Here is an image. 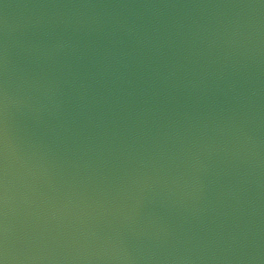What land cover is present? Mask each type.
<instances>
[{
	"label": "water",
	"instance_id": "obj_1",
	"mask_svg": "<svg viewBox=\"0 0 264 264\" xmlns=\"http://www.w3.org/2000/svg\"><path fill=\"white\" fill-rule=\"evenodd\" d=\"M248 4L259 0H0V43L6 31L21 101L10 116L14 149L10 167L13 174L21 171L23 159L30 168L29 180L35 186L32 211L39 213L44 237L37 246H47L52 255L71 256L85 247H98L91 235L95 232L119 237L132 249L154 248L157 255L176 249L172 254L205 257L193 264H249L250 254L264 257V7H244ZM235 20L251 21L259 29L256 39L261 46L255 60L244 61L234 73L227 67L224 49L213 47L200 63L205 57L211 60L217 75L206 78L202 90H174L170 99L164 94L128 97L127 84H97L89 96L96 94L100 102L81 111L78 82L65 83L70 77L67 71L62 75L60 67L70 65L83 73L91 67V52L84 51L83 61L69 54L48 63L37 62L29 51V44L43 39L45 30L82 44H107L106 31L120 21L140 36L170 39L173 47L166 43L162 47L166 59L177 48L184 54L189 48H203L198 37L208 36L205 29L223 32ZM116 35L129 44L123 31ZM30 76L41 83L57 81L48 95L61 106L54 108L41 94L43 89L29 88L24 79ZM230 80L235 81V92L227 88ZM117 87L126 90L120 95L130 103H117ZM100 93L108 96L107 102ZM141 108L153 110L141 113ZM232 121L259 139L254 158L259 163L250 167L246 155L225 151L233 144ZM201 132V143L217 147L201 153L205 168L197 171L187 157L172 160L165 155L169 151L176 155L180 136L192 139ZM157 147L162 160L155 155ZM149 156L163 165L157 164L155 173L152 163H139L141 159L147 163ZM138 172L160 175L161 181L165 175L175 176L179 186L161 182L142 191L134 186L121 191ZM197 180L203 187L197 188ZM232 187L235 196L227 194ZM21 190L14 177L8 215L14 233L28 219L27 206L20 203ZM149 235L157 239L149 240ZM230 236L238 238L233 242ZM184 248L194 250L182 253ZM251 264H264V259Z\"/></svg>",
	"mask_w": 264,
	"mask_h": 264
},
{
	"label": "clouds",
	"instance_id": "obj_2",
	"mask_svg": "<svg viewBox=\"0 0 264 264\" xmlns=\"http://www.w3.org/2000/svg\"><path fill=\"white\" fill-rule=\"evenodd\" d=\"M244 7H264V0H259V4H248ZM75 23L82 24L80 21ZM230 25L231 27L223 32H213L211 29H205L204 31L208 33V36L198 37L203 48L197 47L195 50L189 48L187 54L177 48L176 53L166 59L162 57V47L166 43L168 48H172L173 42L170 39L165 38L164 41H161L147 34L140 36L133 27L120 21H117L111 29L106 31L107 44L99 46L91 42L82 44L81 41L75 40L71 36L64 34L52 35L45 30L43 39L29 44V51L35 53L37 62L45 61L48 63H54L58 57L69 54L75 55L77 61H83L85 59L84 51L91 52V67L83 73L79 70L73 71L70 65L60 67L61 74L63 75L67 71V75L70 77L69 80L64 81L65 83L73 85L78 82V84H75L79 92L77 97L80 101L78 108L83 111L90 104L100 102L96 94L89 96V93L97 84L101 87L105 84L116 86L117 82L127 84L129 85L127 89L128 97L134 95L157 97L164 94L166 98L170 99L174 90L187 92L202 90L201 86L205 84L206 78L217 75L211 70V60L205 57V62L200 63V58L205 54L210 55L209 50L213 47L223 48V56L227 67L234 73L238 72L244 61L255 60L258 54V49L261 46V42L256 39L259 29L251 21L235 20L230 21ZM75 30L80 31L81 28ZM117 31H123L124 35L128 37L129 44H126L122 37L116 35ZM180 73H183V75L181 76ZM130 74L133 78H130ZM15 75L16 69L10 64L9 60V43L5 31V38L0 43V264H59L63 260L83 261L85 264H141V262L143 264H193V261L205 259L201 255L172 254L177 251L176 249H173L168 255H157L156 249L148 247H145L144 250L132 249L127 247L125 241L119 237L98 235L95 232L91 235L96 237L98 247H85L71 256L52 255L47 246H37L38 241L44 237L42 231H40L42 226L38 223L39 213L32 211L33 201L31 196L35 193V186L29 180L30 168L23 159H21V171L13 174L10 167V153L14 151L10 116L21 102L17 97L16 89L19 86L16 84ZM212 82L215 83L216 81L213 80ZM24 83L29 88L43 89L41 94L52 103L54 108L61 106V101L52 100L48 95L52 85L58 83L57 81L41 83L39 78L30 76L24 79ZM227 88L229 91L235 92V81H227ZM106 91L109 96L113 95L111 88H107ZM125 91L122 87L116 88L115 99L117 103L121 100L125 104L130 103L129 100H124L123 96L120 95ZM99 95L100 99L105 102L108 101V96L103 93ZM152 110L151 108H141L140 112ZM37 111H39V108ZM205 127L207 126L205 125ZM231 127L233 144L225 151H229L232 155L238 157H241L242 154L246 155L250 167L259 163L257 159H254L258 157L259 139L252 135L250 131H244L235 121L231 122ZM216 130L213 129V131ZM219 130L223 131L222 128ZM164 135L167 136L168 133L165 132ZM176 135L180 136L179 133H176ZM203 136V132L199 134V137L194 136L192 139L180 136V144L176 155H173L171 151L165 153V155L172 160L187 157L186 162L197 171L205 168L206 165L201 159V153L216 151L217 147L213 145L210 148L208 141L201 143L200 138ZM155 155L160 157L161 160L163 159L158 147ZM139 163L144 166L152 163L154 173L157 171V164L163 167L159 161H152L151 156L147 158V163L145 159H141ZM14 177L19 180L21 189H23L20 191V203L27 206L26 215L28 217L23 226L15 233L10 228L8 220ZM161 182L165 186L169 183L179 186L175 176L169 179L165 175L161 181L160 175L153 176L138 172L130 176L128 188H121V191L129 192L133 186L142 191L144 187H151L152 184ZM196 186L197 188L203 187L198 180ZM235 191L234 187L229 188L227 194L235 196ZM137 203H139L138 199ZM50 215L55 216V212L50 213ZM237 238V236H230V240L233 242ZM148 239L157 238L149 235ZM85 243L91 244L87 239H85ZM196 247H200V245L197 244ZM193 250V248H184L181 252L192 253ZM246 259L251 264V261L264 259V257L257 253L250 254Z\"/></svg>",
	"mask_w": 264,
	"mask_h": 264
}]
</instances>
